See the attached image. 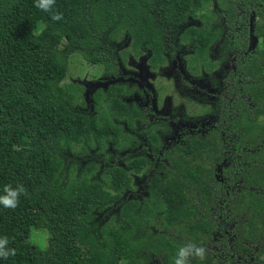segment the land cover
<instances>
[{
    "label": "trees",
    "instance_id": "16d2710c",
    "mask_svg": "<svg viewBox=\"0 0 264 264\" xmlns=\"http://www.w3.org/2000/svg\"><path fill=\"white\" fill-rule=\"evenodd\" d=\"M0 0V264H264V0ZM46 25V27H45ZM64 39L61 43V39ZM126 40V48H118ZM102 66L90 108L60 85L69 54ZM167 64L181 107L121 70ZM166 65V66H167ZM141 99L128 102L133 89ZM73 93V89H69ZM125 99V100H124ZM47 232L45 248L29 242Z\"/></svg>",
    "mask_w": 264,
    "mask_h": 264
},
{
    "label": "rangeland",
    "instance_id": "374dc122",
    "mask_svg": "<svg viewBox=\"0 0 264 264\" xmlns=\"http://www.w3.org/2000/svg\"><path fill=\"white\" fill-rule=\"evenodd\" d=\"M63 41L64 39L62 38L61 43H63ZM126 43V40H122L118 48L125 49ZM254 45L264 47V43L259 39L251 37L249 46L251 48ZM123 58V62L120 64L122 72L133 76V79H130L133 87L141 88L143 84L147 87L151 94V99L149 101L151 106H155V108L159 110L164 107L174 109L176 107H181L182 103L184 104L186 100H183L179 96V92L174 83L175 77L168 71L167 64V66L165 64L159 65L156 69L152 70L147 67L142 55L133 56L130 53H125ZM101 71V65L91 64L84 60L79 53L73 52L67 57L66 76L61 80L60 85L71 94L74 104L76 102L79 103V99H84V103L90 108L88 96L95 88L101 87L107 92L110 90V88H108L109 82H100ZM71 88L73 89V93L69 91ZM138 98L141 99L138 93L133 89L127 101L135 102ZM46 239L47 232L45 230L41 228H34L31 230L29 236L30 243L39 248H45Z\"/></svg>",
    "mask_w": 264,
    "mask_h": 264
},
{
    "label": "clouds",
    "instance_id": "9594fccd",
    "mask_svg": "<svg viewBox=\"0 0 264 264\" xmlns=\"http://www.w3.org/2000/svg\"><path fill=\"white\" fill-rule=\"evenodd\" d=\"M55 3L56 0H35V7L49 13L53 21H61L64 19V16L62 12L54 10ZM28 195L29 193L23 184H17L16 186L6 184L3 188V194H0V206L15 209L20 203L21 196L27 197ZM8 243L9 241L6 236L0 237V259H7L9 256L16 255V249L9 248ZM207 256L208 250L206 247L188 242L179 246L173 264H191L192 258L205 261Z\"/></svg>",
    "mask_w": 264,
    "mask_h": 264
}]
</instances>
